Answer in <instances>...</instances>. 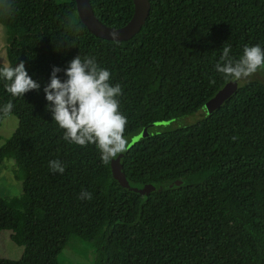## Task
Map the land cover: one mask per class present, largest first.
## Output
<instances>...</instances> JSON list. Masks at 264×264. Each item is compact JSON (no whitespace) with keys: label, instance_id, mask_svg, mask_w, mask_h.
Returning <instances> with one entry per match:
<instances>
[{"label":"trees","instance_id":"16d2710c","mask_svg":"<svg viewBox=\"0 0 264 264\" xmlns=\"http://www.w3.org/2000/svg\"><path fill=\"white\" fill-rule=\"evenodd\" d=\"M150 1L141 30L117 41L93 34L75 0H7L11 11L0 23L8 66L23 61L41 87L13 97L0 79V107L11 101L19 116L0 146V163L14 161L23 189L0 197V229L24 247L19 259L0 264H62L73 237L94 246L93 264H264L262 81L239 86L201 121L141 136L117 154L133 182L163 185L147 197L121 186L94 144L65 141L47 109L43 89L53 66L95 58L122 87L119 111L127 117L124 136L132 138L193 114L231 81L215 68L224 46L235 59L245 45L264 48V0ZM91 4L112 27L125 25L135 8L133 0ZM6 115L0 112V125ZM50 160L65 165L63 174L49 169ZM82 191L92 199H80Z\"/></svg>","mask_w":264,"mask_h":264},{"label":"clouds","instance_id":"9594fccd","mask_svg":"<svg viewBox=\"0 0 264 264\" xmlns=\"http://www.w3.org/2000/svg\"><path fill=\"white\" fill-rule=\"evenodd\" d=\"M7 0H0V15L10 14ZM231 46L223 47L216 71L233 82L247 80L264 67V48L259 44L243 48L242 55L235 59L230 56ZM64 72L66 79L57 74ZM111 73L102 68L95 58L80 55L61 69L53 66L43 91L48 101L47 109L53 120L64 130L63 139L69 144L86 146L94 144L99 150L101 161L107 164L118 153L127 150L128 141L124 136L127 117L119 111V97L122 87L110 83ZM0 79L6 81L4 87L13 97L24 96L31 90H40V83L27 72L25 63L0 67ZM11 101L0 107V112H11ZM235 139V137H233ZM49 169L63 174L65 165L59 160H50ZM80 199H92V194L82 191Z\"/></svg>","mask_w":264,"mask_h":264},{"label":"rangeland","instance_id":"374dc122","mask_svg":"<svg viewBox=\"0 0 264 264\" xmlns=\"http://www.w3.org/2000/svg\"><path fill=\"white\" fill-rule=\"evenodd\" d=\"M8 34L6 28L0 23V63L8 66L9 60L7 57ZM249 80H260L264 83V69H259L254 75L247 80L239 82L229 81L222 89H220L214 97L208 100L200 109L188 116L175 118L169 121L157 122L140 131L141 136H151L166 131H171L176 128L185 127L195 124L206 118L215 109L221 106L224 101L234 93V91ZM19 116L16 112H9L5 116L0 125V146H2L18 127ZM134 137H128V143H131ZM14 161L11 158H6L0 163V197H15L20 196L23 192L22 184L16 180L13 173ZM12 232L7 229H0V258L19 259L24 247L16 244L12 238ZM96 256L94 246L73 237L66 248L61 252L59 259L62 264H93Z\"/></svg>","mask_w":264,"mask_h":264},{"label":"water","instance_id":"95a60500","mask_svg":"<svg viewBox=\"0 0 264 264\" xmlns=\"http://www.w3.org/2000/svg\"><path fill=\"white\" fill-rule=\"evenodd\" d=\"M133 1L135 8L131 19L121 27H112L105 24L98 18L92 7L91 0H75L79 17L93 34L101 38L117 41L131 39L141 30L149 17L151 11V1ZM140 138V134L136 135L130 145H133ZM111 169L113 177L121 186L129 189L130 191L138 192L145 197H147L149 193L163 188V185L160 183L133 182L123 170V164L120 156H116L111 159ZM176 183L180 184L181 181H177Z\"/></svg>","mask_w":264,"mask_h":264}]
</instances>
